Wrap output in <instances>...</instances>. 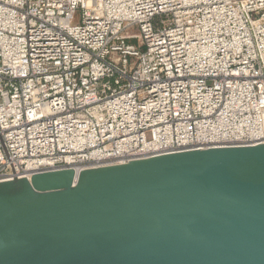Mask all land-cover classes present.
<instances>
[{
  "label": "built area",
  "instance_id": "built-area-1",
  "mask_svg": "<svg viewBox=\"0 0 264 264\" xmlns=\"http://www.w3.org/2000/svg\"><path fill=\"white\" fill-rule=\"evenodd\" d=\"M264 142V0H0V182Z\"/></svg>",
  "mask_w": 264,
  "mask_h": 264
},
{
  "label": "water",
  "instance_id": "water-1",
  "mask_svg": "<svg viewBox=\"0 0 264 264\" xmlns=\"http://www.w3.org/2000/svg\"><path fill=\"white\" fill-rule=\"evenodd\" d=\"M0 264H264V142L0 182Z\"/></svg>",
  "mask_w": 264,
  "mask_h": 264
}]
</instances>
